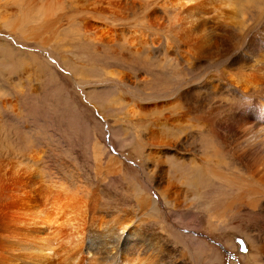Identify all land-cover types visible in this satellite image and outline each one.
Instances as JSON below:
<instances>
[{
  "label": "bare ground",
  "instance_id": "1",
  "mask_svg": "<svg viewBox=\"0 0 264 264\" xmlns=\"http://www.w3.org/2000/svg\"><path fill=\"white\" fill-rule=\"evenodd\" d=\"M69 3L74 4V9L65 14L60 11L64 6L62 0H20V13L15 17L18 19L11 21L10 26L26 40H32L42 52L49 40L43 35L51 33L65 15L63 19L68 22L79 13L98 19L101 26L90 29L91 35L107 44L113 43L108 39L117 35V42L126 44L128 49L135 46L140 49L137 36L132 34L130 43L125 40L131 31L135 32L138 23L161 26L191 55L193 66L208 61L216 68L204 76L191 74L184 86H174L176 101L155 103L168 99L170 87L157 94H145L151 97L144 105L149 133L148 163L160 164V151L156 147L169 143L160 136V131L168 127L161 119L167 118L169 127L180 121L176 116L172 120L165 111L172 110L173 116L179 109L181 119L185 115L190 118L192 113L195 124L190 123V127L206 139L203 147L207 151L199 154L200 161L190 160L189 180L169 177L167 169L163 176H158L156 188L171 215L175 217L177 210L187 203L217 218L227 216L236 206L264 218V0H70ZM117 13L120 16L115 20ZM112 27L115 29L110 31ZM97 31L103 34L97 36ZM225 154L235 159V166H230ZM33 155L26 153L25 158L21 157L24 170L16 169L19 177H15V186L0 188V264H161L165 253L175 252L179 256L175 245L161 240L162 235L150 237L147 218L152 223L158 222L161 214L158 200L146 190H132L133 209L117 208L112 212L102 204L100 196L104 195L97 189L76 191L64 180L49 182L36 166L41 158ZM112 165L109 158L99 159L97 174H116L120 168ZM33 170L46 181L33 176ZM186 188L194 193L187 189L192 195L186 194ZM229 244L233 247L234 243L231 240ZM253 250L250 248L248 252L252 260L264 256V249ZM186 252L180 254L186 257Z\"/></svg>",
  "mask_w": 264,
  "mask_h": 264
},
{
  "label": "rangeland",
  "instance_id": "2",
  "mask_svg": "<svg viewBox=\"0 0 264 264\" xmlns=\"http://www.w3.org/2000/svg\"><path fill=\"white\" fill-rule=\"evenodd\" d=\"M69 1L62 0L64 6L60 11L65 14L74 9ZM19 2L0 0V188H13L15 177H19L16 169L24 170L20 162L26 153H37L33 156L41 158L36 166L44 178L49 182L64 180L76 191L99 190L104 195L100 200L109 211L133 209L131 194L136 188L157 199L160 220L152 223L147 218L148 231L152 232L148 234L151 238L162 235L161 240L175 245L179 255L165 253L161 264H264V256L252 260L248 253L250 248L264 249L263 217L236 206L227 216L217 218L187 203L174 217L158 194L156 183L165 169L169 177L186 182L190 178V160L200 161L199 154L207 151L203 147L205 136L190 127V123L195 124L192 113L190 118L185 115L181 119L179 109L173 116L172 110L165 111L172 120L176 116L180 121L169 127L168 119H161L168 127L160 131V136L169 143L156 147L160 164L146 160L149 133L144 105L151 97L145 94H157L170 87L168 99L155 103L176 101L174 86H184L191 74L207 75L214 65L205 61L193 66L191 55L161 26L136 25L135 32L131 31L125 40H131L132 34L137 36L139 50L117 42V35L108 39L115 43L98 41L89 30L100 27V21L83 13L69 19L70 22L63 19L67 15L60 18L52 32L43 35L49 40L42 52L10 26L11 21L18 19L15 17L20 13ZM118 16L120 13L113 18L118 20ZM112 75L125 77L115 79ZM163 152L165 155L161 156ZM108 158L120 172L97 174V161ZM224 158L231 167L236 165L232 156L225 154ZM38 174L33 170V176L46 181ZM196 174L194 171L193 175ZM187 189L191 190L186 188V194L194 193ZM231 240L234 248L229 244ZM201 250H205V257ZM181 251H187L186 257Z\"/></svg>",
  "mask_w": 264,
  "mask_h": 264
}]
</instances>
